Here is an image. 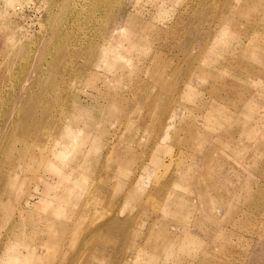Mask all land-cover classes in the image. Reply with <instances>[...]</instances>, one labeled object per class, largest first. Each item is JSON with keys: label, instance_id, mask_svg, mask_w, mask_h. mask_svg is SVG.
Segmentation results:
<instances>
[{"label": "rangeland", "instance_id": "obj_1", "mask_svg": "<svg viewBox=\"0 0 264 264\" xmlns=\"http://www.w3.org/2000/svg\"><path fill=\"white\" fill-rule=\"evenodd\" d=\"M0 264H264V0H0Z\"/></svg>", "mask_w": 264, "mask_h": 264}, {"label": "built area", "instance_id": "obj_2", "mask_svg": "<svg viewBox=\"0 0 264 264\" xmlns=\"http://www.w3.org/2000/svg\"><path fill=\"white\" fill-rule=\"evenodd\" d=\"M23 6H24V4H18V6H17V8H18V10H21L22 8H23Z\"/></svg>", "mask_w": 264, "mask_h": 264}, {"label": "bare ground", "instance_id": "obj_3", "mask_svg": "<svg viewBox=\"0 0 264 264\" xmlns=\"http://www.w3.org/2000/svg\"><path fill=\"white\" fill-rule=\"evenodd\" d=\"M68 129V128H67ZM76 130V129H75ZM70 138V137H69ZM162 139V138H161ZM70 141V140H69ZM68 142V141H67ZM69 144V143H68ZM77 144V143H76Z\"/></svg>", "mask_w": 264, "mask_h": 264}]
</instances>
